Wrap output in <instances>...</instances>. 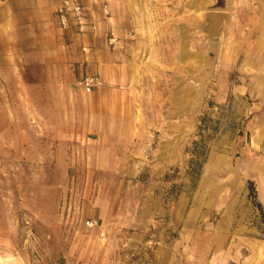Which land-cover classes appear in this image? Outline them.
<instances>
[{
	"label": "rangeland",
	"instance_id": "obj_1",
	"mask_svg": "<svg viewBox=\"0 0 264 264\" xmlns=\"http://www.w3.org/2000/svg\"><path fill=\"white\" fill-rule=\"evenodd\" d=\"M83 3L73 85L0 54V264H264V0Z\"/></svg>",
	"mask_w": 264,
	"mask_h": 264
},
{
	"label": "crops",
	"instance_id": "obj_2",
	"mask_svg": "<svg viewBox=\"0 0 264 264\" xmlns=\"http://www.w3.org/2000/svg\"><path fill=\"white\" fill-rule=\"evenodd\" d=\"M60 0H0V54L13 61L26 52V85H73L74 66L96 55L82 52L79 37H66L55 15ZM74 39L69 42V39ZM26 46V47H25ZM6 68H22L18 64ZM2 68V67H0ZM106 69H104L105 71Z\"/></svg>",
	"mask_w": 264,
	"mask_h": 264
},
{
	"label": "built area",
	"instance_id": "obj_3",
	"mask_svg": "<svg viewBox=\"0 0 264 264\" xmlns=\"http://www.w3.org/2000/svg\"><path fill=\"white\" fill-rule=\"evenodd\" d=\"M57 16L60 26L64 28L75 25L80 31H84L88 26L83 0H62L57 8ZM81 83L88 92H91L99 84V79L93 75H86Z\"/></svg>",
	"mask_w": 264,
	"mask_h": 264
},
{
	"label": "trees",
	"instance_id": "obj_4",
	"mask_svg": "<svg viewBox=\"0 0 264 264\" xmlns=\"http://www.w3.org/2000/svg\"><path fill=\"white\" fill-rule=\"evenodd\" d=\"M205 119V118H204ZM201 129V139L198 141H195L194 148L192 151V154L194 157L192 158V164L195 165L194 169L200 170V167L202 166L207 154H208V137L204 134V130L209 131L210 127L209 125L205 124L204 120L202 125L200 126ZM212 129V128H211ZM215 129V128H214ZM194 167V166H193ZM252 187H254V183L250 182ZM258 205L262 207V204L258 202Z\"/></svg>",
	"mask_w": 264,
	"mask_h": 264
}]
</instances>
